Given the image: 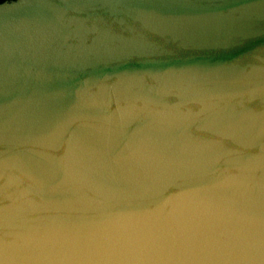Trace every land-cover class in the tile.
I'll use <instances>...</instances> for the list:
<instances>
[{
	"label": "water",
	"instance_id": "obj_1",
	"mask_svg": "<svg viewBox=\"0 0 264 264\" xmlns=\"http://www.w3.org/2000/svg\"><path fill=\"white\" fill-rule=\"evenodd\" d=\"M0 264H264V0L0 2Z\"/></svg>",
	"mask_w": 264,
	"mask_h": 264
},
{
	"label": "trees",
	"instance_id": "obj_2",
	"mask_svg": "<svg viewBox=\"0 0 264 264\" xmlns=\"http://www.w3.org/2000/svg\"><path fill=\"white\" fill-rule=\"evenodd\" d=\"M3 1H5V0H0V2H3Z\"/></svg>",
	"mask_w": 264,
	"mask_h": 264
}]
</instances>
